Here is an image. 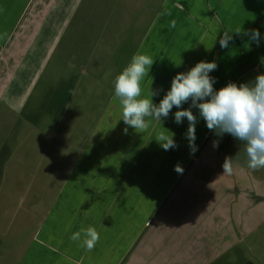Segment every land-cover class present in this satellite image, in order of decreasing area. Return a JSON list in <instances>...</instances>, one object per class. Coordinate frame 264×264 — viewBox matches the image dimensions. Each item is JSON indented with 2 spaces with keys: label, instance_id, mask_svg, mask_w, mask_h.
Instances as JSON below:
<instances>
[{
  "label": "crops",
  "instance_id": "obj_1",
  "mask_svg": "<svg viewBox=\"0 0 264 264\" xmlns=\"http://www.w3.org/2000/svg\"><path fill=\"white\" fill-rule=\"evenodd\" d=\"M86 1L0 0V212L9 208L11 197L8 193H16L12 187L8 190V183L3 184L6 172L17 170L20 178L35 176V166H39V151L35 145L38 146L41 135L48 136L53 104L49 106L47 102L54 91L50 79L55 74L56 58L63 57L65 62L70 58V64H76L77 78L70 81L72 93L81 86L82 74L92 70L95 78L87 83L92 88L89 93H94L97 80L95 101L100 102L101 96L100 103H103L102 96L111 93L110 102L113 103L106 112L98 113L90 127H83L87 130L85 137L75 135L78 140H74L76 151L61 155L59 167L65 168L68 177H77L75 182L80 189L76 192L81 193H78L76 202L70 206L68 196L59 194L65 186L57 193L51 191L50 179L55 177V170L46 172L45 183L34 186L38 201L32 202L28 217L36 228L30 245L19 254L21 259L16 255L18 264H130L129 257L133 251L135 256L141 231L153 222L156 211L162 206L163 198L154 197L147 211V197L132 195L135 186L146 183L145 178L139 183L134 180L128 184V177L135 171L136 164L132 168L127 163L126 169H121L113 156L121 154L118 144L148 145L153 137L148 135L147 129L178 135L179 129L185 128L187 132L188 122L184 123L186 118L184 124L174 122L178 110L174 106L167 119L149 120L143 132L135 134L132 128L131 136L124 135L127 126L121 119L119 102L114 99V80L122 71L112 72L110 68V65L120 67L121 63L125 66L130 63L123 53L124 48H136V53L142 54L147 51L154 60L147 75V86L141 85V88L143 98H150L151 91L157 93L152 97L155 104H159L171 88L177 73L187 72L201 60L217 63V69L210 73L215 79L216 90L230 82L238 85L250 83L264 73V0H131L135 8L130 13L126 12V0H111L91 29L97 33L91 48L82 49L73 44L70 57L66 49L67 39L72 23L80 19ZM88 2L94 11L102 0ZM110 17L116 19L112 32L115 43L111 53L103 56L106 46L100 48L98 42L101 37L110 36L104 32ZM123 19L126 20L125 34L116 29L117 22ZM237 28H241V32H233L228 46L222 48L220 37ZM253 30L259 31L258 43L251 37ZM76 41L86 42L87 38L79 33ZM78 53L83 56L79 57ZM110 72L115 78H109ZM57 79L56 85L60 77ZM41 87L47 91L39 98ZM189 106L190 101L182 105L183 108ZM192 111L197 116L196 140L209 132L206 143L211 139L219 140L218 143L213 141L208 158L220 162V169H215L217 171L212 174L215 170L210 168L212 171L206 181L209 198L200 200L201 195L196 198L194 189L197 192L200 188L191 184L187 191L192 192L193 198L183 201L184 204L178 203L177 208L184 205L181 212L189 215L185 206L189 203L196 205V201L205 202L198 212L190 213L191 220H178L179 212L168 206L170 217L167 221L176 227L169 234L162 233L157 241L147 246V264H264V192L257 190L264 189L243 185V202L242 196L235 194L237 190L231 191L237 186L236 177L247 175L244 145L230 134L217 135L207 128L206 122L201 126L198 109ZM82 114L81 111L80 126ZM74 133H70L72 138ZM181 137L180 143L189 141L186 134ZM23 141L30 144L26 151L20 150ZM223 141L225 145H221ZM228 142H233L232 147ZM71 143L72 139L64 141L66 146ZM214 143L218 147H214ZM97 145L106 146V149L95 152L96 155L88 152V146ZM113 145L119 146L116 152L109 148ZM226 157L233 161V172L218 174V180L216 174L223 169ZM9 160L15 165L8 168ZM44 160L50 164L54 159L48 155ZM253 171L259 181L264 182V168ZM147 185L149 180L144 185L146 189ZM92 187L94 193L90 192ZM108 187V193H103ZM30 188L29 185L25 189L22 185L17 188L22 199L28 198ZM50 193L49 200L43 201ZM254 194L262 197L259 213L252 210L255 208L252 204ZM16 197L19 199L17 194ZM221 202L228 210L230 221L226 220L225 225L217 228L220 220L214 214ZM192 222L194 228L187 231L183 226ZM89 226L98 231L100 239L91 251H86L71 237Z\"/></svg>",
  "mask_w": 264,
  "mask_h": 264
},
{
  "label": "rangeland",
  "instance_id": "obj_2",
  "mask_svg": "<svg viewBox=\"0 0 264 264\" xmlns=\"http://www.w3.org/2000/svg\"><path fill=\"white\" fill-rule=\"evenodd\" d=\"M74 3L75 2H73V5ZM110 3L111 0H102L101 4L97 6L94 11H92L89 8L88 0L85 2V7L81 13L80 19L72 23L73 25L71 27L70 35L67 39L66 49L70 57L72 55L71 48L73 47V44L76 46H81L82 49L91 48V44L96 39L97 35V33L91 29L97 22L98 17L103 15L107 9V5H110ZM134 8V2L131 0H126V12L130 13ZM80 21L82 24L79 23ZM125 23V19L117 22L116 29L121 32L125 28ZM104 32L110 36L108 38L101 37V40L98 42V46L100 48L104 46L112 47L115 43L113 33L111 31ZM79 33H81L83 38H87L86 42L76 41V34ZM100 54L101 51H99V55ZM144 54H147V51ZM78 55L79 57L83 56L82 53H78ZM63 61V57L61 59L56 58L55 74L52 79H50V81H52V87L54 88V91L47 104L49 106H52L53 104V110L50 114L48 136L45 134L41 135L38 140V146L35 145L39 151V166H37V164L35 166V176L25 175L24 177L20 178V172L14 170L10 172L7 171L6 175L3 177V184L8 183V190L12 187L16 193L12 194L11 191L8 193V195L10 194L11 197L8 203L9 208L1 210L0 212V264H5V262L6 264H18L16 255H18L20 260L21 257L19 254L23 253L24 250L30 245V239H32L31 237L36 226L32 224L31 218L28 217V215L31 213L30 209L32 202L38 201L35 195L37 189H34V186H40L42 183H45L46 172L52 170L56 171L55 177L50 179L51 191L53 193H57L65 186V188L59 192V194H66L68 196L70 206L76 202L78 193H81L80 191L76 192L78 188L80 189L79 185L75 182L77 177L72 175L68 177L69 173L67 174L65 168L59 167L61 163V155L66 152L74 153L76 151V144L74 141L76 140L75 135L80 138L85 137L87 130L83 129V127H90L93 123V119L98 115V113L102 112L103 114L106 112V109L110 106V104H113L110 102L112 97L111 93L108 95L104 94L102 96L104 97L103 103H100L101 96L100 102L95 101L97 98V87L99 86V81L97 82V80H95V88L93 89L94 93H89L92 88L88 87L87 83L95 78V72L92 70H88L87 73L82 74L81 86L77 88L74 93H72V91L69 90L70 81H74L77 78L76 64L73 63L71 65L70 58H67L66 62L64 61V66H62ZM57 64L58 66L60 65V68H57ZM110 68L112 72H116L117 70L120 71V67L117 66L110 65ZM111 76L112 79L115 78V76L113 77V73L109 76V78H111ZM58 77H60V81L56 85V80L58 81ZM146 81L147 76H145L141 81V85L146 87ZM46 91V89L42 90L41 87L39 98L43 96ZM40 105H42V102ZM64 107H67V110L64 111ZM81 111L84 114V117L80 126L79 115ZM187 122L188 121H184L185 124ZM204 123L205 121L200 118L201 126ZM79 126L80 130H78ZM131 129L132 128L127 130L124 135L131 136ZM71 131H75L73 138L70 135ZM94 131L95 128L92 129V133ZM174 131L175 129L173 132ZM147 132L148 135L153 137V141H148V145L139 143L133 145L118 144L120 146L121 154L113 156V159L117 160V163L121 169H126L127 163L132 168L134 167V163L136 164L135 171H133V173H131V175L128 177V184H132V181L134 180L139 183L143 177L145 178L146 183L149 180L147 189L144 186L146 183L144 185L138 184V186L133 188L134 194H132L137 197L140 196L141 198L143 196L147 197V211L151 204V200L154 197H158L159 200L163 198L162 206H160L156 211L153 217V222L147 224V227L141 231L135 256L133 251L129 257L130 259L128 262L130 264H147V246L151 242L157 241L162 233L169 234L170 231L176 227V225H170L169 221H167V218L170 217L168 214V206H173V209L175 208L174 211L176 213L179 212L177 217H180V219L178 220H183L181 218L191 220L190 213L198 212L199 208L205 205V202L196 201V205L189 203L187 206H185L184 208H186V211H189V215L188 213L186 214L181 212L184 205H180V207L177 208L178 203L184 204L183 201L191 200V198H193L192 192L187 191L188 186L191 184L200 188L197 190V192H195L194 189L196 198L199 195H201L200 200H203L205 197L209 198L206 181L207 176L211 174L212 171L210 168L213 167L214 170L220 169V162H215L209 160L208 158L209 153L211 152L213 141L216 143L219 142V140L214 139H211L210 142L208 141V143L205 142V139L210 132L207 134L205 133L206 135H204L200 140L195 139V146L197 150L194 153H192V150L190 149L189 141H187L185 144L180 143V140L182 139L181 135L187 134L185 128L177 130L178 135H174V133L172 134L177 147L167 151H165L155 139V137L159 134V130L147 129ZM137 133L138 131L135 130V134ZM47 137L50 138L47 139ZM71 139L72 143L66 146L64 141H70ZM48 141L49 144L47 145L46 142ZM34 142L36 143V141ZM22 143L23 147L20 150H28L30 144L24 141ZM118 145L109 146V148H112L113 151L116 152L117 148L119 147ZM221 145H225V142L223 141ZM228 145L229 147H232L233 142H228ZM105 149L106 146H88V152H91L92 155H96L95 152L99 151L101 153V151H104ZM222 150L224 151V146ZM127 152L128 154H126ZM48 155L54 159L50 164L44 160V158ZM227 155L229 154L227 153ZM213 157L215 158V155H213ZM122 159L125 160L121 161ZM244 162L247 165V161L244 160ZM11 164L15 165V162L9 160L7 163L8 168ZM177 164L181 165L183 168L182 174L175 171V166ZM244 168L247 171V175H243V177H236L237 186L235 185L234 188L231 189V191L237 190V192L235 191V194L242 196L241 202H243L244 195L243 185L255 186L256 188L264 189V182L259 181L257 175L254 174V171L248 168V166ZM217 170L213 171L212 174H214ZM167 171H169L170 174H168ZM223 173L224 169L217 172L216 177L218 180H220L218 174L222 175ZM193 174H196V176H193ZM21 185L24 189L26 188V185L32 186V188H30L31 191L28 194V198L25 200L22 199L21 193L17 191V188H19ZM224 189L222 190L224 191ZM73 190L75 191L74 196L72 195ZM257 190L259 193L264 192L259 189ZM108 191L109 187L108 190H105L103 193L107 194ZM90 192L94 193L95 189L92 187ZM16 194L19 196V199L16 197ZM51 195V193L46 194L43 201L49 200ZM254 196L255 197L253 198L252 204H255V208H252V210L259 213L262 206V197L259 194H254ZM214 215L215 218H219L220 220V222H217L216 224L217 228H221L223 225H225L226 220L229 219L228 210L224 208L222 202L219 203V205H217L215 208ZM229 221L230 219L228 220V223ZM193 224L194 222L188 224L187 227L185 225L183 227L186 228L187 231H192L194 228ZM110 231L107 233V235L110 233ZM7 261H9V263H7Z\"/></svg>",
  "mask_w": 264,
  "mask_h": 264
},
{
  "label": "clouds",
  "instance_id": "obj_3",
  "mask_svg": "<svg viewBox=\"0 0 264 264\" xmlns=\"http://www.w3.org/2000/svg\"><path fill=\"white\" fill-rule=\"evenodd\" d=\"M233 32L239 34L241 28L224 32L219 41L222 48L228 46ZM251 37L258 43L259 31L253 30ZM153 63L149 55L136 53L114 80V99L118 100L121 107V119L127 126L125 132L128 127L143 132L149 120L159 122L167 119L175 106L178 110L174 114V122L182 124L187 119L186 138L194 153L197 150V116L192 109L196 108L209 130L219 136L230 134L244 145L248 168H264V73L257 75L250 83L238 85L230 82L216 90L215 79L210 73L218 65L215 61L201 60L187 72L177 73L171 88L159 104H155L152 97L157 93L151 91L150 98H143L141 88V81L149 74ZM189 101L190 106L183 108L182 105ZM155 139L165 151L177 147L172 133L162 131ZM214 147H218V144L214 143ZM223 169L226 174L233 172L231 158L226 157ZM175 171L182 174L183 168L177 164ZM71 239L78 241L86 251H91L100 236L94 227L89 226L73 233Z\"/></svg>",
  "mask_w": 264,
  "mask_h": 264
},
{
  "label": "trees",
  "instance_id": "obj_4",
  "mask_svg": "<svg viewBox=\"0 0 264 264\" xmlns=\"http://www.w3.org/2000/svg\"><path fill=\"white\" fill-rule=\"evenodd\" d=\"M115 20H116V19L113 18V17H110V18L108 19V24H107V26H106V30H105V31H111V32H114V30H113V26H114V24H113V23H114ZM126 29H127V28H124V29L121 31V33H122V34H125V33H126V32H125ZM114 34H116V33H114ZM119 41H120V40H119ZM113 47H114V45H113L112 47H107V46H106L105 50H103V52H102L103 56H107L108 53H111ZM129 48H130V47H126V48H124L123 53H124L126 56H128L129 60H131L132 56H133L134 54H136L137 50H136V48H135V49H131V50H130ZM125 67H126V66H125L123 63H121V65H120V69H121V71H122Z\"/></svg>",
  "mask_w": 264,
  "mask_h": 264
}]
</instances>
